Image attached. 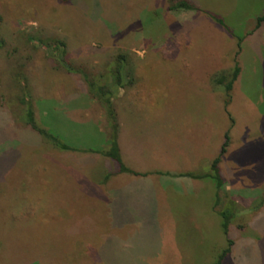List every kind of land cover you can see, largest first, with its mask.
Returning a JSON list of instances; mask_svg holds the SVG:
<instances>
[{"label": "rangeland", "instance_id": "374dc122", "mask_svg": "<svg viewBox=\"0 0 264 264\" xmlns=\"http://www.w3.org/2000/svg\"><path fill=\"white\" fill-rule=\"evenodd\" d=\"M178 1L0 0V264H101L93 248L111 234L125 241L105 249L108 264H264V46L251 45V35L264 39V27L255 30L264 0L170 10ZM119 57L125 84L114 89ZM236 62L230 120L213 79ZM91 82L93 92L114 90L127 167L194 180L163 189L151 174L149 230L113 228L97 197L95 179L117 166L103 154L104 163L86 159L104 137L107 150L110 135ZM28 109L72 150L32 128ZM226 131L218 192L210 177L185 174L211 172Z\"/></svg>", "mask_w": 264, "mask_h": 264}, {"label": "crops", "instance_id": "0c3cea01", "mask_svg": "<svg viewBox=\"0 0 264 264\" xmlns=\"http://www.w3.org/2000/svg\"><path fill=\"white\" fill-rule=\"evenodd\" d=\"M263 27L264 24L261 23L257 28H255L256 32H260V29ZM252 33H255V31H253ZM251 36L252 47L258 49L264 46V39L261 41V44H259L258 38H255L253 35ZM238 53L240 54V51ZM238 53L237 58L239 57ZM238 65L240 67V71L238 73L237 78L232 84V88L239 76L241 75L240 62H238ZM121 126H123V124ZM118 134H120V131L118 132ZM104 138H102V144H100V146L102 147L96 149L94 153L85 154L88 155V158H86L87 160H98L100 159V157H102L101 151L105 150L106 147L104 146H108L107 139L106 137ZM117 142L120 152V144L118 139ZM120 157L123 162L121 152ZM105 159L108 162V158ZM100 161L103 162L105 160H102L101 158ZM127 168L137 173L135 174L130 172H120L118 168L115 171H110L106 170V168L103 167L102 175L98 180L95 179L94 186L97 187L98 190H100V195L98 194L97 197L104 201L107 211V219L109 223L113 226V228L133 224L137 228V233L140 231L138 227L144 226V228H147V226H151L153 224V218L156 217V215H154V204L156 202L155 183L157 184V187L162 186V188H167L173 186L179 189L183 188L186 185H189L194 181L190 177L181 176L180 174L174 172H171V174H169L168 172L166 174H160L161 172L158 173L157 170H154L153 172H141L130 167ZM151 174H154L155 176L162 175L161 180L156 178V182L154 183V181L152 180L153 176ZM123 176H125V178H120ZM117 178H120V180L115 182L114 180H118ZM104 241L106 242V244H102V242L99 243V245L95 246V248H93V258H95L94 260H96L97 258V263L108 264L111 262L110 257H114V254L111 250H108V252L106 253L105 249L113 245H119V242L125 241V239H121L118 235L111 234L106 237Z\"/></svg>", "mask_w": 264, "mask_h": 264}, {"label": "trees", "instance_id": "16d2710c", "mask_svg": "<svg viewBox=\"0 0 264 264\" xmlns=\"http://www.w3.org/2000/svg\"><path fill=\"white\" fill-rule=\"evenodd\" d=\"M170 10H195L196 7L187 2L186 0H180L172 5L169 6ZM256 26H259L263 21H264V13L260 16L257 17L256 19ZM241 42V38H238V43ZM62 43L60 44L61 47ZM59 49V47H58ZM61 49V48H60ZM61 53H64V50L60 51ZM123 70H124V62H123V58L119 57V59L115 62L114 67H113V86L114 89H118L120 87H122L125 83H124V74H123ZM240 71V67L238 65V63L236 62L234 65V68L232 69V71L228 74H220L217 75L214 79H213V83L220 85L223 87L224 90V98H223V109L226 112V114L228 115L229 119L232 120L230 113L228 111V105L231 101V95H230V90L232 89V84L235 81V79L238 76V73ZM90 84V89L92 90V86L93 83H89ZM108 87V86H107ZM106 86L102 85V86H98L97 90L93 92L94 96L96 97L97 101L100 103V105L103 107L105 114H106V119H107V123L108 126L110 128V135H109V147L107 150L103 151L102 154L107 156L108 158H110L117 166L118 170L120 172H130V173H137L134 171H131L130 169H128L122 162L121 157H120V152H119V146H118V122L116 119V114H115V110L112 104V97H113V93L114 90H112V88H107ZM27 123L31 125L32 128L36 129L41 135L45 136L46 138L50 139L54 144H56V146L60 149H65V150H72V148L64 143H61V141L59 139H57L55 136H53L52 134H50L48 131H46L43 128L38 127L32 117V112L30 109H28L27 111ZM229 143V134L228 131L225 132L224 134V140L220 146V150L218 155L211 161L210 164V170L211 172L203 174V175H193L191 173L189 174H185V175H189L192 177H210L211 179L214 180L215 183V187L216 190L219 192L224 185V181L220 175V171H219V166L218 163L220 162L221 156L226 152V147ZM219 214L222 217V223L221 226L223 228L224 233L226 234L228 232V223H229V218L230 215L227 212V210H222L219 212ZM228 244H231V241L229 240ZM229 252V247L227 249H225L223 251V253L220 256V259L224 257V255L226 253ZM217 264H220V260L217 262Z\"/></svg>", "mask_w": 264, "mask_h": 264}]
</instances>
